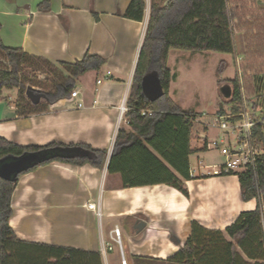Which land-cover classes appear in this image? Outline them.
<instances>
[{"label":"crops","instance_id":"obj_1","mask_svg":"<svg viewBox=\"0 0 264 264\" xmlns=\"http://www.w3.org/2000/svg\"><path fill=\"white\" fill-rule=\"evenodd\" d=\"M131 1L50 0V9L43 10L40 4L44 0H0V38L5 46L43 56L58 67L60 61L75 62L86 53L106 58L99 70L79 77L76 98L49 103L41 97L33 103L25 92V104L47 105L43 111L21 113L19 88H4L0 95V137L21 145L56 141L87 143L108 150L103 167L53 161L22 174L12 194L13 212L9 218L16 235L25 241L99 251L104 264L119 262L115 255L110 258L107 249L112 250L115 245H121L130 264L135 260L168 262L166 259L185 245L193 220L215 237L221 231L226 240H231L226 228L242 212L258 206L255 198L242 199L237 174L208 173L209 165L222 161L213 154L223 156L208 150L206 139L218 135L220 130L206 121V112L200 109H195L198 114L192 129V177L184 181L188 195L164 183L123 187L121 173L109 172L118 131L132 129L126 114L122 116V105L127 106L153 2L145 0L144 18L139 21L124 16ZM162 1L168 2L156 0ZM239 41L234 54L242 60ZM172 56L184 60V55L178 49H170L167 64L174 75ZM242 71L240 66V76ZM157 79V73L150 72L145 85L152 86ZM10 91H15L13 98ZM169 93L178 103L173 78ZM251 98L258 102L259 112L264 113L263 100L256 94ZM80 101L83 105L77 106ZM90 203L97 208H90ZM142 222L145 226L140 227ZM115 228L120 230L121 243L116 239ZM239 251L246 261L255 262L241 248ZM15 259L13 255L12 260Z\"/></svg>","mask_w":264,"mask_h":264},{"label":"trees","instance_id":"obj_2","mask_svg":"<svg viewBox=\"0 0 264 264\" xmlns=\"http://www.w3.org/2000/svg\"><path fill=\"white\" fill-rule=\"evenodd\" d=\"M50 7V0L40 4L43 10ZM145 7V0H132L124 16L141 21ZM237 39L244 54L240 62L243 71L241 76L237 74L229 80L232 94L227 101L235 113L239 112L238 105L242 100L240 78L249 97L264 93V0H168L166 4L153 0L127 99L126 117L132 129L118 131L108 165L110 173H121L123 187L164 183L188 195L184 181L192 177V129L198 113L192 108L181 107L171 98L169 88L173 73L167 64L168 54L170 49L234 54ZM105 62L106 58L100 54L86 53L75 62L60 61L61 67H58L43 56L7 47L0 38V95L4 88H19L21 113L43 111L47 105L25 104V92L30 83L27 70L45 73V80L30 85L38 86L50 103L70 97L79 77L90 70H99ZM150 72L157 73V82L164 90L156 100H150L145 92L146 76ZM145 106L153 110L151 115L142 114ZM221 112L225 110L221 109ZM254 138L264 148L262 124L255 125ZM28 153H45L48 157L12 180L0 177V264H104L99 251L25 241L16 235L9 218L13 212L12 194L22 174L53 161L103 167L108 150L87 143L56 141L46 145H21L0 137V163ZM256 170L248 168L238 174L242 199L255 198L258 206L255 210L242 212L226 228L231 240H226L221 231H217L215 237L212 231L193 220L185 245L168 257V262L264 264V153L257 161ZM240 248L255 262L246 261Z\"/></svg>","mask_w":264,"mask_h":264},{"label":"rangeland","instance_id":"obj_3","mask_svg":"<svg viewBox=\"0 0 264 264\" xmlns=\"http://www.w3.org/2000/svg\"><path fill=\"white\" fill-rule=\"evenodd\" d=\"M178 51L179 54L183 53L184 60H177L176 56H172L170 61V66L175 73L173 75L175 98L178 104L183 108H192L194 110L200 109L206 112V121H208L210 124L214 121L215 117L221 113V109L225 108L227 111L231 109V106L227 102L230 98L228 99L225 97L222 86L224 85L231 87L229 80L233 79L238 74L239 67L241 66V60L239 58L240 55L236 56L233 53L218 51ZM236 59H238L239 62ZM27 72V75H29L30 79L29 82L32 84L46 79L44 72L34 70H27L26 73ZM30 83H28V86ZM33 87L37 88L38 86ZM10 93L12 94L13 98L15 91H10ZM258 96L264 102V93H261ZM256 106H258V102H256ZM202 111L199 113L203 116L204 112ZM213 155L216 157V159L223 160V157L218 155V153H214ZM111 248L113 249L109 250L107 247L110 258L115 255L119 261L115 262L117 264H123L121 245H115V247L111 246ZM126 260L127 264H130L128 257ZM134 264L178 263L166 261L156 263H139L138 260H135Z\"/></svg>","mask_w":264,"mask_h":264},{"label":"built area","instance_id":"obj_4","mask_svg":"<svg viewBox=\"0 0 264 264\" xmlns=\"http://www.w3.org/2000/svg\"><path fill=\"white\" fill-rule=\"evenodd\" d=\"M239 62V61H238ZM242 100L239 112L235 113L231 109L218 114L210 124L220 130V133L212 138L206 139L208 150L218 151L223 160L220 163L209 165L208 173L214 175L239 174L248 168L257 171V161L264 153L263 145L254 138V127L262 124L264 127V113H260L256 102L247 95L242 78H240ZM79 96V90L73 89L70 97ZM80 101L77 106H82ZM127 106L122 105V116L126 114ZM153 110L148 106L142 109V114H152ZM89 207L96 209L95 203H90ZM116 239L121 243L120 230L115 228ZM123 264L127 261L123 255Z\"/></svg>","mask_w":264,"mask_h":264},{"label":"water","instance_id":"obj_5","mask_svg":"<svg viewBox=\"0 0 264 264\" xmlns=\"http://www.w3.org/2000/svg\"><path fill=\"white\" fill-rule=\"evenodd\" d=\"M222 90L225 97L229 99L232 94V87L224 86ZM145 92L150 100H156L163 95L164 90L157 82L152 86L145 85ZM26 94L29 98H31L33 103H38L41 97L47 99V95L44 92H41L32 86L27 87ZM47 157L48 154L45 153H28L21 157L14 158L9 161H4L0 163V177L5 180H12L15 175L19 174L22 171L28 170L32 165L40 163ZM141 226H145V223L142 222L140 227Z\"/></svg>","mask_w":264,"mask_h":264}]
</instances>
